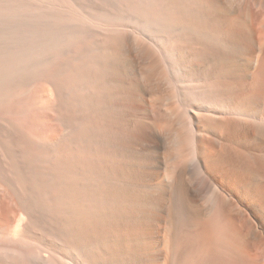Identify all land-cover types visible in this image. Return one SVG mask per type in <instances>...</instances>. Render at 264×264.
<instances>
[{"label": "bare ground", "instance_id": "obj_1", "mask_svg": "<svg viewBox=\"0 0 264 264\" xmlns=\"http://www.w3.org/2000/svg\"><path fill=\"white\" fill-rule=\"evenodd\" d=\"M0 264H264V0H0Z\"/></svg>", "mask_w": 264, "mask_h": 264}]
</instances>
